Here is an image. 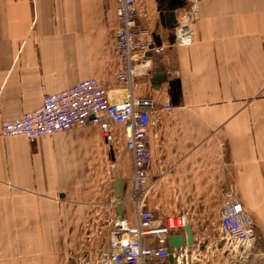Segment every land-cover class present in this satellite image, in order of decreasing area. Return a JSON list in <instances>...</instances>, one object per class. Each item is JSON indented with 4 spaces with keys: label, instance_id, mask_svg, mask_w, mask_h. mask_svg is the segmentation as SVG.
Here are the masks:
<instances>
[{
    "label": "crops",
    "instance_id": "0c3cea01",
    "mask_svg": "<svg viewBox=\"0 0 264 264\" xmlns=\"http://www.w3.org/2000/svg\"><path fill=\"white\" fill-rule=\"evenodd\" d=\"M134 3L137 28L166 48L133 80V97L153 100L156 124L143 208L161 221L184 216L196 242L216 235L219 201L232 192L253 220L251 254L264 264V0H201L188 47L171 46L167 0ZM118 6L0 0V127L37 109L43 93L88 78L112 102L125 100ZM112 134L110 143L96 126L34 143L0 136V264H69L92 252L98 264H114L112 222L134 225L136 207L121 127Z\"/></svg>",
    "mask_w": 264,
    "mask_h": 264
},
{
    "label": "built area",
    "instance_id": "2783aa9c",
    "mask_svg": "<svg viewBox=\"0 0 264 264\" xmlns=\"http://www.w3.org/2000/svg\"><path fill=\"white\" fill-rule=\"evenodd\" d=\"M176 17L172 32L173 47H188L194 42V24L199 16L201 0H185ZM118 26L115 31L116 51L120 60L118 80L128 90L124 101L112 102L108 91L96 79H84L57 93H43L41 105L12 122L0 127V136L8 139L24 137L34 143L42 137L64 133L72 129L96 126L107 143L112 141V127L120 126L124 148L132 163V196L136 207V223L130 225L120 218L112 222L109 251L114 264H188V260L204 257L202 239L192 246L168 250L172 232L185 230L189 224L184 216L157 220L151 211L143 208L148 194L150 143L155 127L151 98H134L133 80L152 57H160L165 47L157 45L148 29H138L134 0H119ZM151 56L148 57L147 54ZM44 91V88H41ZM171 110L170 106L164 107ZM138 197H134L136 195ZM151 239L149 245L144 239ZM217 240L214 252L220 257L232 253L233 243L254 246L255 225L238 197L230 192L219 201ZM222 240H219V239ZM221 241V242H220ZM223 242V243H222ZM222 244V245H221ZM245 252V249L242 250ZM69 264H98L95 252L69 258Z\"/></svg>",
    "mask_w": 264,
    "mask_h": 264
},
{
    "label": "rangeland",
    "instance_id": "374dc122",
    "mask_svg": "<svg viewBox=\"0 0 264 264\" xmlns=\"http://www.w3.org/2000/svg\"><path fill=\"white\" fill-rule=\"evenodd\" d=\"M202 240L205 255L199 260L192 259L193 264H262L261 261L258 260L259 256H257V254H251L253 246L249 247L244 244L233 243V247H236V249L232 253H225L223 256L221 255L219 257L214 252L213 243L217 240L216 235L208 238L205 237ZM219 240L222 239L220 238ZM244 249L245 252L242 251Z\"/></svg>",
    "mask_w": 264,
    "mask_h": 264
},
{
    "label": "water",
    "instance_id": "95a60500",
    "mask_svg": "<svg viewBox=\"0 0 264 264\" xmlns=\"http://www.w3.org/2000/svg\"><path fill=\"white\" fill-rule=\"evenodd\" d=\"M168 1V15L172 21V23H176L175 21V12L177 9H180L183 6V0H167ZM147 56H150L148 53ZM162 77V75H160ZM121 188V181H118L115 185V199L120 202L121 199L119 197V190ZM185 234L184 235H171L168 238V250L170 251L171 248L175 247H184V246H192L193 245V236L192 231L188 226L185 227ZM170 264H173L172 260H170Z\"/></svg>",
    "mask_w": 264,
    "mask_h": 264
},
{
    "label": "bare ground",
    "instance_id": "6f19581e",
    "mask_svg": "<svg viewBox=\"0 0 264 264\" xmlns=\"http://www.w3.org/2000/svg\"><path fill=\"white\" fill-rule=\"evenodd\" d=\"M120 219V218H119Z\"/></svg>",
    "mask_w": 264,
    "mask_h": 264
}]
</instances>
